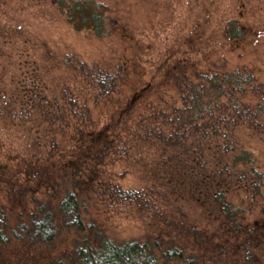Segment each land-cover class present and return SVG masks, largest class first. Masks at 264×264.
I'll return each instance as SVG.
<instances>
[{
    "label": "rangeland",
    "instance_id": "obj_1",
    "mask_svg": "<svg viewBox=\"0 0 264 264\" xmlns=\"http://www.w3.org/2000/svg\"><path fill=\"white\" fill-rule=\"evenodd\" d=\"M93 1L101 5L104 37L77 30L51 0H0V208L8 215L23 205L31 210V198L55 205L61 189L72 190L78 179L87 190L79 195L85 218L97 219L115 243L173 242L205 259L179 232L184 225L224 248V264L246 250L264 264V114L244 112L211 141L182 128L186 149L155 136L174 132L172 112L182 107L175 83L184 75L194 81L196 74H248L253 82L240 86L233 105L221 103L229 118L243 105L264 106V94L251 88L264 86V0ZM229 22L241 38L228 36ZM80 64L113 76L114 91L99 96ZM102 135L106 143L95 146ZM226 144L232 151L223 150ZM243 153L248 160L236 163ZM92 172L98 178L90 183ZM105 184L145 197L119 202ZM216 194L236 214L239 230L219 214ZM71 234L62 231L51 253L12 240L2 246L0 264H48Z\"/></svg>",
    "mask_w": 264,
    "mask_h": 264
},
{
    "label": "trees",
    "instance_id": "obj_2",
    "mask_svg": "<svg viewBox=\"0 0 264 264\" xmlns=\"http://www.w3.org/2000/svg\"><path fill=\"white\" fill-rule=\"evenodd\" d=\"M51 1L60 10H65L69 22L77 30L87 29L93 31L98 37L107 35L100 4L93 0ZM227 33L231 38H241L244 34L243 31L236 29L234 22H229L227 25ZM79 69L81 75H85L93 81L92 84L97 88L99 96H106L114 91L116 85L113 76L101 69L88 68L85 64H80ZM183 78V82H174L182 106L172 109L174 116L172 120L176 121L174 132L170 135L160 131L155 134L156 139L170 148L186 149L187 137L181 131L182 128H186L189 136L195 137L201 142L211 141V139L220 136L219 130L223 126L228 127V124L238 125L244 112L249 115L252 114L251 116L254 118L259 111L262 112L260 114H264V106L262 105L257 106L259 107L257 110H253L248 105L242 104L241 112L229 118L227 114L228 106L221 103L223 98H227L229 105H233L235 96L243 92V87L240 86L249 85L253 82L248 74L244 75L239 71H234L228 72L221 78L216 75L208 78L196 74L195 79H206V83L190 80L185 75ZM175 80L179 79L175 77ZM251 88L254 92L259 89L260 93L264 94V86ZM236 101H239V99ZM234 109L237 110L238 106ZM94 143H96L95 146H99L101 143L105 144L106 140L103 139V135L101 137L97 136ZM229 146V144L224 145L223 150L225 152L232 151ZM91 153L92 151L89 150V155ZM199 155H201V152H199ZM247 157L248 154L243 153L238 157L240 160L235 158V162L247 161ZM94 158H98L99 163L104 160L98 153L94 154ZM73 167L74 174L79 176L82 169L75 164ZM90 174L89 182L92 183L98 176L94 172ZM71 184L73 186L72 190L61 189L60 187L63 194H57L55 205H53L51 199L42 201L31 198V203L34 206V209L31 210L27 209L22 201H20V205H23L21 208L24 209L22 212L12 210L8 212L10 214L8 215L5 209L0 208V251L3 248L2 246H7L12 240L21 242L28 247L40 246L52 250L56 241L61 238L62 231L66 230L72 233L71 240L65 245H68V247L50 258L48 264H224L223 256L226 258L224 248L214 245L206 233L184 225L179 232L181 231L193 239V243L204 251V255L207 256L205 259L202 256L188 254L187 251L180 249L173 242L164 244L160 240L153 239L142 242L138 240L124 243L113 242L106 234V228L97 219L91 218L89 220V218H85L87 214L79 196L85 190L82 187L85 182L74 179ZM105 185L107 192L119 202L131 204L141 201L145 197L143 191L122 190L118 186ZM213 200L219 206V214L226 221L231 222L232 231L239 230L233 222L236 214L224 203L223 195L216 194ZM6 233L9 235L6 236ZM259 243V239L254 242L257 245ZM204 246L207 248H204ZM51 250L49 253H51ZM226 264L260 263L250 251L246 250V255L237 259L232 258Z\"/></svg>",
    "mask_w": 264,
    "mask_h": 264
}]
</instances>
